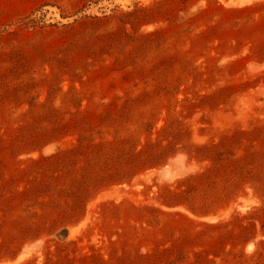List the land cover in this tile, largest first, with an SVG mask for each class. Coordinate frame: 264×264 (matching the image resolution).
Returning <instances> with one entry per match:
<instances>
[{"label": "rangeland", "instance_id": "rangeland-1", "mask_svg": "<svg viewBox=\"0 0 264 264\" xmlns=\"http://www.w3.org/2000/svg\"><path fill=\"white\" fill-rule=\"evenodd\" d=\"M0 264H264V0H0Z\"/></svg>", "mask_w": 264, "mask_h": 264}, {"label": "bare ground", "instance_id": "bare-ground-1", "mask_svg": "<svg viewBox=\"0 0 264 264\" xmlns=\"http://www.w3.org/2000/svg\"><path fill=\"white\" fill-rule=\"evenodd\" d=\"M243 201H245V200H243ZM242 204V203H241ZM239 207H241V208H244L243 206H239ZM246 207V206H245ZM248 207V206H247Z\"/></svg>", "mask_w": 264, "mask_h": 264}]
</instances>
